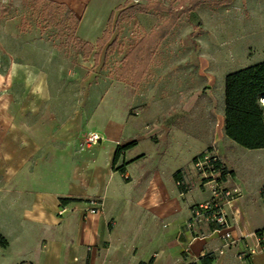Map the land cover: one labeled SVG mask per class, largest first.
Wrapping results in <instances>:
<instances>
[{"label":"crops","instance_id":"0c3cea01","mask_svg":"<svg viewBox=\"0 0 264 264\" xmlns=\"http://www.w3.org/2000/svg\"><path fill=\"white\" fill-rule=\"evenodd\" d=\"M115 1L92 18L91 33L82 28L84 17L93 15L92 0L83 9L69 4L81 19L77 31L82 40L96 44L103 36L112 12L126 0ZM245 4L250 22L264 20V8L256 2ZM250 22L238 19L239 41L251 36ZM169 35L139 85L116 78L120 83L108 89L103 101L105 114L98 87L92 88V101L83 109L72 106L67 112L62 98L53 95L67 88H55L45 77L27 86L30 95L25 101L0 98V232L9 241L0 247V264H264V252H249L257 247L256 232L264 227V180L254 187L240 183L229 155L236 150L264 157V148L244 150L227 135L225 116L226 75L264 62V54L231 71L219 69L216 85L189 84L187 78L179 84L177 73L167 68L168 60L160 69L155 66ZM251 40L239 45L257 51ZM260 49L264 51V43ZM125 85L139 90L135 103L145 115L129 116L128 98L115 97ZM93 133L101 139L83 148L85 135ZM214 144L232 173L227 185L240 189L230 210L238 241L223 254L208 256L223 240L211 235L191 241L184 224L191 207L210 196L194 162ZM119 147L123 150L114 161ZM178 180L184 184L178 185ZM93 198L104 200L96 214L86 212ZM188 245L198 260L185 254ZM241 253H246L243 259Z\"/></svg>","mask_w":264,"mask_h":264},{"label":"rangeland","instance_id":"374dc122","mask_svg":"<svg viewBox=\"0 0 264 264\" xmlns=\"http://www.w3.org/2000/svg\"><path fill=\"white\" fill-rule=\"evenodd\" d=\"M112 1L114 0H92L89 8L93 15L84 17L82 32L93 31L90 28L92 18L106 12V7ZM124 1L116 0L114 4ZM159 1L169 5L174 0ZM6 2L8 0H0V4ZM253 2L264 8V0H232L231 3L220 7L206 1L194 12L182 15L159 51L155 66L160 69L165 59L168 60L167 68L174 69L179 84L185 83L184 79L187 78L189 84L216 85L221 79L220 71H231L246 64L248 59L264 54L260 49L264 43V20L250 22L252 16L245 6V3L252 6ZM13 3L8 14L0 19V98L9 101L11 96H14L16 100L25 101L30 95L27 86L37 84L45 77L47 84L55 88H67L66 92L53 94L61 97V102L66 103L67 112H70L72 106L82 108L90 103L93 87H98V103L101 104L108 89H113L120 83L116 79L115 70L120 66L126 50L138 37L168 16L166 12L134 13L120 24L119 30L115 27L114 36L119 33L121 48L110 54L104 66L105 48L101 50L97 64L94 62L97 48L90 51L87 47L72 44L59 49L58 28L55 24L48 25L41 15V8L35 5V0H13ZM69 4L73 8L83 9L87 0H79L78 3L69 1ZM251 10L254 11V8L251 7ZM240 17L250 22L251 36L244 35L239 41L236 24ZM23 18L30 24L26 31L21 29ZM77 35L81 37L78 31ZM251 39L254 43H260H255L257 51L253 48L243 50L244 47L239 44L243 42L249 45ZM171 64L174 66H170ZM155 66L151 75L153 78L157 68ZM219 69L221 70L218 71ZM212 71L217 72V75H213ZM178 73L181 77H178ZM208 77L211 78L210 81H207ZM125 86L123 88L126 90L115 92V97H127L128 115L141 117L144 114L143 109L135 103L141 96L139 90ZM102 108L105 114L106 103H102ZM89 136L90 134L85 135L83 148L92 143L88 141ZM216 146L217 144H214L213 149L220 154ZM229 155L240 183L254 187L264 180V157L242 154L236 150ZM220 156L222 157L221 154Z\"/></svg>","mask_w":264,"mask_h":264},{"label":"trees","instance_id":"16d2710c","mask_svg":"<svg viewBox=\"0 0 264 264\" xmlns=\"http://www.w3.org/2000/svg\"><path fill=\"white\" fill-rule=\"evenodd\" d=\"M206 1L216 7L232 2V0H174L166 5L159 0H149L145 3L126 0L112 12L109 26L96 44L84 41L77 35L81 19L66 2L35 0V5L41 8V15L48 25L55 24L57 26L60 39L59 49H64L72 44L82 48L87 47L90 51L97 48L94 53V62L97 64L100 52L105 48L104 66L110 54L121 48L119 33L110 42L114 36L115 27L119 30L120 24L133 16L134 13L150 11L168 13V16L155 28L138 37L135 43L127 49L121 59V65L115 70L116 78L119 81L137 86L146 76L160 43L169 35L180 17L195 11L200 4ZM13 5V0L0 4V19L8 14ZM29 26L28 20L23 18L21 29L26 31ZM225 87L227 135L246 148H264V103L262 102L264 97V62L229 72L226 75ZM121 150L123 147L118 148L114 161L117 160ZM67 200L62 199L64 202ZM8 245V238L0 232V247ZM207 255L213 256L210 253ZM21 264L33 263L23 262Z\"/></svg>","mask_w":264,"mask_h":264},{"label":"built area","instance_id":"2783aa9c","mask_svg":"<svg viewBox=\"0 0 264 264\" xmlns=\"http://www.w3.org/2000/svg\"><path fill=\"white\" fill-rule=\"evenodd\" d=\"M264 102V98L262 99ZM101 139L96 133L89 136L88 141L95 143ZM194 166L201 178V184L210 191L209 198L199 204L193 205L190 210V217L184 224V230L191 236V241L197 238H206L216 235L223 240V246L210 252V254H223L226 248L238 241V238L232 231V219L230 210L237 200L240 189L227 185L232 176L231 170L223 161L222 157L213 147L199 156ZM178 185H183L182 180L177 181ZM261 198L264 205V186L261 188ZM104 208L102 198H93L90 200V206L86 212L96 214ZM207 227H211L209 231ZM257 247L249 248L251 254L261 251L264 252V227L256 232ZM185 254L198 260L196 255L192 254L190 245L185 248ZM246 253L238 254L239 258H244Z\"/></svg>","mask_w":264,"mask_h":264}]
</instances>
